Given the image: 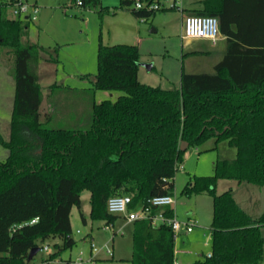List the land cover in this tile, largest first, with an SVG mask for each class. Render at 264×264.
<instances>
[{"label": "trees", "instance_id": "trees-1", "mask_svg": "<svg viewBox=\"0 0 264 264\" xmlns=\"http://www.w3.org/2000/svg\"><path fill=\"white\" fill-rule=\"evenodd\" d=\"M76 3L77 0H72ZM83 8H100L99 0H80ZM157 3L163 0H139ZM136 0H120L148 20L156 11L135 9ZM0 48L13 55L14 96L8 150L0 162V264H29L27 256L53 242L48 264L70 250V212L80 196L90 194L89 218L114 224L106 200L129 195L132 206L154 196L172 195L173 170L188 148L206 140L226 141L236 150L231 160L214 163L211 176H192L182 194L211 198V252L193 264H261L264 212L250 217L230 190L216 194L218 180L264 187V0H206L201 15L216 16L225 51L213 73H180L179 87L164 90L139 82L136 45H99L92 90L120 91L115 101L93 103L84 129H53L42 115L41 86L35 71L41 53L28 42L29 16H12L0 0ZM104 8L98 9L101 15ZM186 143L185 151L179 149ZM165 214L171 216L169 209ZM130 264H174L175 235L170 227L148 220L131 223Z\"/></svg>", "mask_w": 264, "mask_h": 264}, {"label": "rangeland", "instance_id": "rangeland-1", "mask_svg": "<svg viewBox=\"0 0 264 264\" xmlns=\"http://www.w3.org/2000/svg\"><path fill=\"white\" fill-rule=\"evenodd\" d=\"M168 6H172V8H168ZM189 6L188 0H167L161 4V9L156 11L144 23L136 22L140 26L142 33L141 42L136 44L139 45L141 61L139 65L142 68L138 76L140 83L164 90L176 89L179 87L182 70L189 74H211L214 72L213 67L221 60L226 43L224 41L213 43L207 40H183V21L188 15L185 8ZM37 9H39L38 6ZM60 9L63 13L64 9L66 10V13L62 14V16H68L70 19L73 18V20L76 19L78 24H82L88 14L89 28L96 35L101 33L102 40L99 41L101 45L130 44L129 40L115 39L113 37V30H111L110 34L107 31L109 25L104 23V21L110 22V24L114 22V18L110 13L101 17L98 9H86L77 5L68 8H63L62 5L58 10ZM30 21L28 42L35 43L38 39L36 35L40 36L39 40L41 43L48 42L47 38L54 41L58 40L54 34L57 30L58 20L53 22L52 18L51 22L45 25L47 27L45 31L44 28H39L38 11L34 19ZM72 28L76 35H73V37L76 38L79 35V27L77 29V26L74 24ZM83 28H85L83 29L84 35H87V28L85 26ZM151 30H154V32H151ZM46 34L49 36H46ZM51 55L52 58H56L53 53ZM13 60L12 52L8 48H0V135L4 140H7L9 136V123L14 96ZM66 66L71 69V65L68 64ZM146 66L152 67V70H147ZM35 71L42 90L40 112L42 115L48 113L52 116L50 123L46 124L49 128L84 129L89 124L88 117L93 103H99L103 100L115 101L123 94L120 91L108 92L92 89H88L84 93L81 90L66 87V83L68 85H78L79 81L64 83L62 81V65L58 62L52 63L47 61L43 53H41L39 62L35 66ZM77 87L80 88V86ZM86 87H91V84L87 83ZM235 155L236 150L228 146L226 141L216 143L213 139H209L197 148H188L183 154L182 162L174 168L172 195L177 200L176 205L173 206L174 213L177 215V219L182 221V218L190 214V210L194 211L199 227L203 228L199 229L202 233L199 242L197 241L192 245L186 244L184 251L193 253L196 250H200L205 255L206 250L210 249L211 242L207 237H209L208 227L211 221V198L207 194L193 195L189 198L185 197L182 194L183 188L192 176H211L214 171L215 161L231 160ZM7 156L8 150L0 145V162L5 161ZM235 182L234 180H218L215 186L216 194L228 190L230 186L235 187ZM227 184L230 186L228 185L227 187ZM243 186L251 188L248 195L251 194L250 197L256 201L252 211L260 216L264 212V187L251 184ZM236 195H238L237 192ZM242 198L247 199L248 197ZM89 199V192L83 191L80 196V210L86 219V224L82 222L79 210L76 207H73L70 212L72 237L76 241V244L70 250L64 251L58 259L51 261L49 264H74L79 255L83 259L82 264H130L125 260L129 259L130 255L129 227L118 229L124 223L123 221H119V219L114 224H105L104 221H92L89 218ZM238 199L240 200L241 198L238 197ZM106 226L107 228L105 229ZM260 232L264 240V225L261 227ZM194 234L195 232L192 235ZM90 235L94 237L95 251L90 246ZM111 238H114V240L112 241ZM110 240L111 243L107 244V247L111 248L112 246L113 257L111 258L107 255L106 248L103 247L104 243ZM55 241L47 243L48 252L39 251L29 264H46L44 261L52 252V244ZM179 241L180 238L176 237L174 241L176 247ZM192 257L185 256L188 259ZM176 258L178 263L186 264L180 257L176 256ZM261 264H264V249Z\"/></svg>", "mask_w": 264, "mask_h": 264}, {"label": "crops", "instance_id": "crops-1", "mask_svg": "<svg viewBox=\"0 0 264 264\" xmlns=\"http://www.w3.org/2000/svg\"><path fill=\"white\" fill-rule=\"evenodd\" d=\"M25 1L28 5L35 7L37 9V6L39 9H37L39 13V28H44V31L47 30V27L45 25L49 24L53 18V22L56 20L57 21V30L54 33L57 36V39L60 40H52L48 39V42H42L39 40L40 36H37V40L35 43L41 48L46 49L49 53H53L56 58L55 62L60 63L62 65V81L65 82H70V81H79L78 85H68L66 83V87L72 88V89H77L81 90L82 92L85 93L90 87H86L87 83H90L89 80L96 74L97 71V62H96V54H97V49L98 46L100 45V40L101 38V33L99 35H96L92 29L89 28L90 22L87 20L86 15L84 21L82 24H78L77 20L73 18L70 19L68 16H62V14L66 13V10L64 9V13L61 10H58L62 5L63 8H68L72 6H76V4L72 0H23ZM100 1V8H104L106 11H104L100 16L102 17L103 15L106 14H111L114 18V22H107L104 21V23H107L109 25V29L107 30L109 34L111 33V30H113V37L118 40H129L130 45H136L137 43L141 42V28L137 23H144L145 20L142 19H137L134 17L130 9H118V6L120 4V0H99ZM137 1V0H136ZM190 6L185 8L186 12L188 15H201L200 13L204 10V1L206 0H188ZM60 6V7H59ZM134 6V5H133ZM99 7L94 9H100ZM168 8H171L168 6ZM88 9V8H86ZM89 11V10H88ZM159 11V10H158ZM61 12V13H60ZM55 14V15H54ZM187 15V16H188ZM34 21V20H32ZM86 22V24H85ZM75 24L77 26V29L79 27V35L75 38L73 37L76 36L75 32L72 28V26ZM43 26V27H42ZM87 28V35H84L83 27ZM43 31V32H44ZM49 32V31H48ZM101 32V31H100ZM151 32H154V30ZM50 33V32H49ZM30 36V27L28 28V38ZM46 36H49L46 34ZM54 38V37H52ZM74 38V39H73ZM191 41H203V40H191ZM209 41V40H207ZM218 41H224L225 42V36L220 34L219 39L215 42L217 43ZM98 42V43H97ZM120 42H127V41H120ZM118 44H128V43H118ZM116 45V44H114ZM216 45V44H215ZM111 46V45H110ZM139 49V45H136ZM203 47V45H201ZM226 47V46H225ZM225 51V50H224ZM140 52V51H139ZM224 54V53H223ZM46 56V55H45ZM223 56V55H222ZM140 61V60H139ZM141 62V61H140ZM55 64V63H54ZM71 65V69L67 68L66 65ZM141 64V63H140ZM140 69H142L139 65L138 68V73L137 77L139 76ZM152 70V67H150ZM149 70V69H147ZM86 81V82H85ZM77 86H80L77 87ZM42 93V90H41ZM42 103V102H41ZM48 114V113H45ZM248 183H239L235 182V187H231L229 184H227L230 187H228V190L231 191L233 198L235 202L252 218H257L259 215L256 213H253V208L254 205L256 204L255 199L251 198L248 193L251 191V188H247V186H243ZM252 185V184H251ZM235 188V189H234ZM227 191V190H225ZM224 192V191H223ZM236 192L238 195H236ZM245 194V195H244ZM243 199L242 197H248L247 199L239 200L238 197ZM175 199V203H176ZM176 205V204H175ZM252 205V206H251ZM173 212H174V208ZM255 212V211H254ZM175 214V213H174ZM176 218L177 215H175ZM190 216H193L196 220V214L194 211L190 210V214L186 215L184 218H182V221L188 219ZM211 218H212V205H211ZM119 221H123L122 219H119ZM198 221V220H197ZM86 224V219L85 222ZM211 223V221H210ZM71 224V222H70ZM129 227V234H130V255L129 259H125L127 262L130 263V258H131V250H132V239H131V231H132V225L131 223H126L124 222L121 227L118 229H122ZM209 237L207 239H210L211 242V230H210V224H209ZM199 229H203L199 227V224L192 230L190 233H184L183 231L177 236L180 238V241L177 245L175 246L174 242V263L177 262L176 256L180 257L184 263L186 264H193L197 260H203L206 256L210 255L211 252V245L210 249L206 250V254L204 255L202 251L196 250L193 253L184 251L185 250V245L186 244H195V242H199L200 238L202 237V233L199 231ZM199 232H198V231ZM195 232L194 235H192ZM121 233V230H120ZM204 235V234H203ZM176 238V237H175ZM91 242H94V237L90 235ZM112 241L114 238H111ZM185 239V240H184ZM111 243V240L109 242H106L104 244ZM45 245L48 247V244L45 243ZM112 248V246H111ZM193 256L192 258H185V256ZM178 263V262H177ZM180 264V263H178Z\"/></svg>", "mask_w": 264, "mask_h": 264}, {"label": "built area", "instance_id": "built-area-1", "mask_svg": "<svg viewBox=\"0 0 264 264\" xmlns=\"http://www.w3.org/2000/svg\"><path fill=\"white\" fill-rule=\"evenodd\" d=\"M163 0L157 3H145L137 0L134 3L135 9H144L147 11H158L161 9V4L166 2ZM10 8L12 16H29L34 19L37 9L28 5L23 0H3ZM77 6H82L80 0L75 3ZM1 7V6H0ZM172 8V6H170ZM220 37L219 20L216 16L210 15H188L183 21V34L182 39L191 40H209L215 43ZM175 205V197L173 195L154 196L146 201L139 202L132 206V197L129 195H115L106 200V211L110 215L118 216L126 223L134 221L148 220L154 227L159 225H166L170 227L171 231L177 237L182 231L190 233L197 226L198 221L190 216L184 221H179L174 212L173 206ZM171 210V216L165 214V210ZM107 226L105 227V229ZM93 251L96 250L93 242L90 244ZM107 255L113 257L111 248L104 244ZM40 251L48 252V247L44 245ZM48 264L46 261H44ZM83 259L79 255L74 264H82ZM174 264H178L175 262Z\"/></svg>", "mask_w": 264, "mask_h": 264}, {"label": "water", "instance_id": "water-1", "mask_svg": "<svg viewBox=\"0 0 264 264\" xmlns=\"http://www.w3.org/2000/svg\"><path fill=\"white\" fill-rule=\"evenodd\" d=\"M146 68H147V69H150V66H146ZM186 146H187L186 143L182 142V143L180 144L179 149H180L181 151H185ZM39 251H40V248H39V247H34V248H32V249L30 250V252L28 253L27 261L30 262V261L33 259V257H34Z\"/></svg>", "mask_w": 264, "mask_h": 264}]
</instances>
